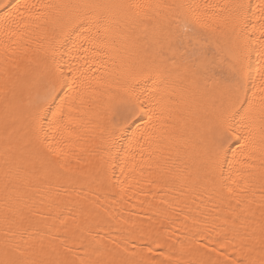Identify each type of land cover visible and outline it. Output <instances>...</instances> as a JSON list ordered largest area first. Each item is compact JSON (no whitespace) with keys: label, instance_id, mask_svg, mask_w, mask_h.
I'll list each match as a JSON object with an SVG mask.
<instances>
[{"label":"snow or ice","instance_id":"6c2138e0","mask_svg":"<svg viewBox=\"0 0 264 264\" xmlns=\"http://www.w3.org/2000/svg\"><path fill=\"white\" fill-rule=\"evenodd\" d=\"M34 33L43 59L28 55ZM79 41L109 49L112 69L64 70L61 48ZM153 166L227 201L231 227L194 218L201 228L149 256L101 243L99 192L135 194L132 173ZM66 178L75 200L60 199ZM0 264H264V0H0Z\"/></svg>","mask_w":264,"mask_h":264},{"label":"bare ground","instance_id":"6f19581e","mask_svg":"<svg viewBox=\"0 0 264 264\" xmlns=\"http://www.w3.org/2000/svg\"><path fill=\"white\" fill-rule=\"evenodd\" d=\"M17 2L19 3L21 0H17ZM27 2L38 3L45 2V0H27ZM208 2H216V0H208ZM249 2L255 6L260 0H249ZM9 10L11 11V9ZM32 39L33 43L29 45L28 55L39 59L45 58L47 43L43 34L34 33ZM72 39L76 41L75 37ZM78 43H83L84 45L79 51L74 50L71 44L67 45V49L61 48L57 59L64 65V70H66L69 62L75 66L77 61L86 69L89 65L85 64V60L96 61L95 64L91 65L94 73L98 68L101 72L112 69L113 65L110 62L109 55L103 54L109 52L110 55H114L109 49H100V53L94 55L91 51H84L85 48L90 47L89 44L84 41H79ZM117 46L119 47V44ZM69 52H71V55H69ZM101 61L107 63V68L101 66ZM144 156L147 157L148 152H145ZM245 158L244 156H238L237 160L243 161ZM140 163L141 158L139 155L135 157L134 161L129 157L128 168L131 169L133 164L138 166ZM253 163L258 165L259 161H254ZM235 167L244 171H256L254 168H242L241 163H236ZM143 172L144 175L141 176L140 169L137 167L135 172L132 173L141 181L139 186L135 188V194L130 192L127 196H122L119 188L99 192L100 197H106V199H101L100 203L109 211H100L99 218L92 221L91 227L93 235L101 243L109 247H113L116 243H126L129 248L134 243L136 250L139 251L143 248L142 255L149 256L152 253L148 251V246L151 245V247L155 248L156 244L154 241L159 240L163 244L172 245L174 239L181 238L183 235L201 228L203 225L194 223V218L197 221L208 220L209 223L214 222L225 229L231 227V224L225 223L223 219V217L229 215L227 201H222L219 196L213 195L212 201L209 202L210 192L206 193L202 187L193 186L178 190L177 187H173L170 183L159 179L161 173L155 166L152 168L145 167ZM116 174H120L118 168ZM152 180L156 182L150 183L149 181ZM132 183H135V181L133 180ZM61 184L71 193L70 196L62 194L60 196L61 200L77 199L75 193L79 190L80 185L70 178L62 180ZM89 195L92 197V193H89ZM37 210L43 216L51 217L58 214L55 210H49L47 205H37L33 208V211ZM64 215L67 217L68 224H72L73 221L68 217V214L64 213ZM33 220L38 222L40 227H43L45 223L54 224L58 229L64 227V225L53 219L43 221L41 215L34 216ZM140 221H143V224L138 225L137 229H135L136 236L129 237V231L133 230V223ZM139 228H143L144 232L141 233ZM172 233H175V236L170 240L168 237ZM87 239L91 240L92 237Z\"/></svg>","mask_w":264,"mask_h":264}]
</instances>
